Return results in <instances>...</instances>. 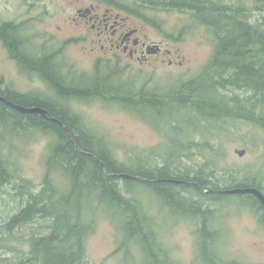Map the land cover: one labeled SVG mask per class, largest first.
<instances>
[{
	"label": "rangeland",
	"instance_id": "1",
	"mask_svg": "<svg viewBox=\"0 0 264 264\" xmlns=\"http://www.w3.org/2000/svg\"><path fill=\"white\" fill-rule=\"evenodd\" d=\"M109 1L118 4L123 11H138L147 18L141 24L144 32L154 43H171V58L153 57L148 64L131 61L128 55L115 56L103 52L100 47L92 51L76 41V34L68 17L81 4L88 5ZM139 0H0V28L12 23L20 28L22 38L30 45L26 53L31 58L51 57L60 67L62 77L71 86L85 88L96 81L99 85L133 92L167 95L177 92L187 83L197 79L209 63L216 38L206 27L198 25L190 12L167 6L138 5ZM217 4L247 9L248 19L255 23L264 16L254 11V0H211ZM254 11V12H253ZM256 12V13H255ZM78 38L80 35H77ZM54 42H57L55 45ZM15 57V59L13 57ZM19 57L0 41V84L2 90L38 95L44 99L55 98V91L33 73H23ZM166 60V61H165ZM169 60L173 64H169ZM231 94V95H230ZM229 97L246 96L245 91H233ZM82 117L86 127L104 138L120 162L138 156L153 165L163 163L169 155L170 138L177 137L171 129L169 118L177 112V106L166 108L161 124L153 125L144 117L123 104L112 101L105 94L90 100L68 98L62 102ZM141 109V108H140ZM143 110V108L141 109ZM141 110H139L141 112ZM201 107L203 116L213 111ZM147 112V111H146ZM149 113V112H147ZM152 113V112H150ZM184 117L181 126L185 132L179 136L187 147L183 158L176 160L177 168L191 173L206 163L216 169L218 178L226 171H245L262 175L264 179V130L240 118L220 119L217 130L206 129V124L191 131V123L197 122L190 110L181 111ZM152 118V114H147ZM219 122V121H218ZM15 127L3 133L0 139V175L4 182L0 191V226H4L24 207L27 193H38L44 185L48 166L47 158L53 137L42 130L29 131ZM211 130V131H209ZM188 131V132H187ZM192 146V148H191ZM245 150L244 156L238 151ZM3 175H1L2 177ZM52 183L63 190L67 180L59 173L52 174ZM3 180V179H2ZM150 221L156 227L158 239L174 264H206L198 260L197 231L195 224L174 220L172 214L161 207L153 196L139 190ZM241 197L211 203L218 211L216 223L220 237L218 256L227 264H264V211L247 207ZM158 201V200H157ZM209 204V203H208ZM42 220L16 229L10 233L6 249H0V264H14L29 252V240L46 234ZM115 223L99 215L96 231L87 241V259L84 264H141L142 257L137 247L131 244V253L120 249V237Z\"/></svg>",
	"mask_w": 264,
	"mask_h": 264
},
{
	"label": "trees",
	"instance_id": "2",
	"mask_svg": "<svg viewBox=\"0 0 264 264\" xmlns=\"http://www.w3.org/2000/svg\"><path fill=\"white\" fill-rule=\"evenodd\" d=\"M140 1L186 10L198 25L206 27L215 36L209 63L200 77L184 88L167 95L141 93L136 96L133 92H122L94 81L81 90L65 84L49 59L34 67L45 74L63 99L78 97L90 100L105 94L153 125L161 124L166 108L177 106V112L169 118L171 129L177 136L169 139L173 151L162 156V165H153L138 156L129 158L127 163L120 162L108 142L92 133L81 116L62 104L60 109L54 105L41 106L64 127L38 115L17 112L0 102V139L12 126L17 132L18 129L26 132L36 128L53 137L42 190L28 192L20 212L0 226V249H6L10 233L39 219L44 222L41 228L46 230V234L33 236L28 242L29 252L14 264H84L87 241L96 231L99 215L115 223L121 250L131 253L130 245L137 247L142 257L141 264H174L158 239L156 227L141 199L137 197L141 189L153 196L156 202H161V207L167 209L174 220L182 219L197 226L198 260L206 264H227L218 256V211L209 206L211 203L241 197V202L247 207L264 211L255 196L221 193L230 189L256 188L264 194L261 174L226 171L218 178L216 169L206 163L192 177L191 173L176 165V160L183 158L187 148L179 137L185 132L181 126L184 119L179 115L181 111L190 110L198 118L197 122L191 123V131L203 124H206V129L217 130L220 119L226 117L242 118L264 130V18L252 23L247 9L211 0ZM254 4V11L264 16V0H254ZM233 91H245L246 96L229 97ZM8 98L25 107L38 104L37 100L14 93ZM201 107L209 109L206 112H213L203 116ZM147 114H152V118L156 115V118L149 119ZM54 172L67 180L65 189L61 190L52 183ZM4 174L7 171L2 169L0 191ZM261 222L264 223V218Z\"/></svg>",
	"mask_w": 264,
	"mask_h": 264
},
{
	"label": "flooded vegetation",
	"instance_id": "3",
	"mask_svg": "<svg viewBox=\"0 0 264 264\" xmlns=\"http://www.w3.org/2000/svg\"><path fill=\"white\" fill-rule=\"evenodd\" d=\"M140 3L141 1L139 0L137 4L141 5ZM138 12L139 10L132 13L128 10L123 11L120 5L104 1L88 5L81 4L76 8L74 14L68 17V21L76 34V37L73 39L79 41L83 47H91L92 51H96L98 47H100L104 53L109 51L119 57L128 55L129 60L137 61L143 65L150 63L153 57L165 56L166 58H171L173 56V51L169 48H165L171 47V43L167 41L164 47L162 42H152L144 32V25L139 21L141 20L142 23H144V21L148 23L147 18L143 17V15ZM77 35H80V37L78 38ZM21 36L20 28L12 23H5L0 28V41L9 47L10 51L15 52L19 56L16 58L20 60L18 63L21 65L20 68H22L23 73H33L42 80L43 83L47 86L49 85L55 91V98L50 101L38 95L14 92L10 89L2 90V84H0V102L17 112L19 111L9 106L6 101L26 109H43L48 112V116H52V113L41 105L46 104L50 107L54 105L55 108L60 109L59 107L64 105L62 100L64 101L66 99L61 97L55 86L48 80L45 74L41 72L40 69L34 67V65L49 59L51 63L54 64L55 69H57V74L62 76L60 67L51 57L43 56L37 59L31 58L29 54L26 53V47H30V45ZM54 44L56 45L57 42H54ZM13 58L15 59V57ZM169 64L172 65L173 61L169 60ZM77 87L85 89L81 86ZM12 93L37 100L38 104L25 107L13 102L8 98ZM70 98L86 100V98ZM64 107L73 112L66 103Z\"/></svg>",
	"mask_w": 264,
	"mask_h": 264
},
{
	"label": "water",
	"instance_id": "4",
	"mask_svg": "<svg viewBox=\"0 0 264 264\" xmlns=\"http://www.w3.org/2000/svg\"><path fill=\"white\" fill-rule=\"evenodd\" d=\"M6 103L9 106L17 109L19 112H21L23 114L38 115V116H41L44 119H48L51 122L57 123V124H59V125H61V126L64 127L63 123H61L60 121L52 118L51 116H48V112L45 111V110H43V109H26V108L18 107V106L14 105V104H12L10 102H7V101H6ZM245 153H246L245 150L238 151V154L241 157L244 156ZM221 193H223L225 195H252V196H255L260 201V203L262 204V206L264 207V194H263V192H261L260 190H258L256 188L230 189V190L222 191Z\"/></svg>",
	"mask_w": 264,
	"mask_h": 264
},
{
	"label": "bare ground",
	"instance_id": "5",
	"mask_svg": "<svg viewBox=\"0 0 264 264\" xmlns=\"http://www.w3.org/2000/svg\"><path fill=\"white\" fill-rule=\"evenodd\" d=\"M64 83H65V84H69V85H70V83H69V82H67L66 80H64ZM81 90H85V89H81Z\"/></svg>",
	"mask_w": 264,
	"mask_h": 264
}]
</instances>
